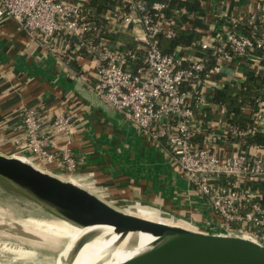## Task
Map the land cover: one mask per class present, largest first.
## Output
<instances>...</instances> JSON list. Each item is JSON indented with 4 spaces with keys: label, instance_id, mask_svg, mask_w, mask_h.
Returning a JSON list of instances; mask_svg holds the SVG:
<instances>
[{
    "label": "built area",
    "instance_id": "1",
    "mask_svg": "<svg viewBox=\"0 0 264 264\" xmlns=\"http://www.w3.org/2000/svg\"><path fill=\"white\" fill-rule=\"evenodd\" d=\"M167 8L168 0H108L103 17L109 24L115 21L128 30H140L134 36L136 47L127 50L106 38H101L95 48L89 46L84 34L96 27L85 19L79 0H0V21L13 18L19 28L50 50L53 41L63 37L95 54L99 63L92 91L148 140L164 147L170 164L190 190L208 203L217 218L218 231L234 232L264 245V203L259 199L260 189L254 186L264 180V147L243 140L253 127L240 132L230 126L225 115L211 130L198 114L211 103L203 88L213 75L222 73L225 59L243 57L256 49L264 54V6L243 19L234 18L230 28H217L187 46L164 53L157 37H174L177 28L187 26L182 15L194 19L198 14L179 8L167 16ZM240 23L250 29V34L237 28ZM96 33L100 34V29ZM198 48L204 56L179 53L181 49ZM208 57L213 59L209 67ZM259 101L258 96L252 125L264 118ZM21 121L25 136L19 137L16 145L34 157L22 156L24 159L42 168L57 163L67 174L76 170V158L69 149L59 154L47 150L50 136L41 130L42 114L38 110L24 109ZM68 121V116L61 114L52 123L57 130H64ZM199 135L202 139L197 140ZM219 139L237 140V150H218L215 143ZM240 143L249 147L238 149Z\"/></svg>",
    "mask_w": 264,
    "mask_h": 264
},
{
    "label": "crops",
    "instance_id": "2",
    "mask_svg": "<svg viewBox=\"0 0 264 264\" xmlns=\"http://www.w3.org/2000/svg\"><path fill=\"white\" fill-rule=\"evenodd\" d=\"M79 1L84 10L89 0ZM198 1L200 10L193 19V28L201 38L217 28H230L234 18L243 19L264 6V0ZM104 15L100 16L101 28L108 36L94 33L93 42L88 40L89 46L95 48L101 38H106L120 49L135 48L134 36L140 34L139 28L128 30L115 21L109 24ZM241 26L244 25L240 23L237 28L241 30ZM52 44L51 50L43 46L38 38H31L19 28L13 18L0 21V153L34 158L29 150L19 151L16 145V140L25 136L22 112L34 108L42 114V132L50 136L47 150L59 154L67 148L77 162L72 174L64 173L57 163L48 164L45 170L78 183L127 212L166 223L170 222L162 218L172 214L180 220L176 224L186 226L182 223L190 222L202 226L210 221L213 228L217 227V218L204 199L184 183L164 147L148 140L131 122L106 108L92 91L97 56L69 38H58ZM58 53L62 55L59 57ZM179 53L205 54L199 48L181 49ZM222 63V73L213 75L203 88L211 103L198 113L211 130L226 115L224 107L212 103L217 89L225 84L238 86L244 80L246 68L264 78V54L260 50H252L243 57L232 56ZM259 98L264 116V85ZM61 114L68 116L69 121L64 130H57L52 122ZM252 127V133H264V118ZM235 141L219 139L215 146L218 150L234 151ZM248 147L240 143L238 149ZM254 186L260 189L259 199L264 203V180Z\"/></svg>",
    "mask_w": 264,
    "mask_h": 264
},
{
    "label": "water",
    "instance_id": "3",
    "mask_svg": "<svg viewBox=\"0 0 264 264\" xmlns=\"http://www.w3.org/2000/svg\"><path fill=\"white\" fill-rule=\"evenodd\" d=\"M104 106L115 112L106 104ZM182 180L189 187L187 181ZM0 181L30 203L73 225L112 227L119 234L118 242L137 233L153 237L143 248L116 264H264V245L250 238L218 231L210 221L202 226L181 222L184 226L176 224L180 220L172 214L165 217L170 221L166 223L129 213L119 209L113 201L21 156L0 153ZM17 220L0 221V228L23 240L43 241L25 231ZM95 234V230L81 234L72 244L64 263L71 262L75 253ZM130 239L131 245L135 243L134 237Z\"/></svg>",
    "mask_w": 264,
    "mask_h": 264
},
{
    "label": "trees",
    "instance_id": "4",
    "mask_svg": "<svg viewBox=\"0 0 264 264\" xmlns=\"http://www.w3.org/2000/svg\"><path fill=\"white\" fill-rule=\"evenodd\" d=\"M154 1V0H149ZM163 1V0H159ZM184 8L188 12H197L200 10L198 0H168L166 15L172 16L176 9ZM108 9V0H89L83 13L87 21L95 23L96 29H100V34L108 36L102 27L103 19L100 17ZM181 20L187 25L183 28H177L176 35L172 38H165L162 35L157 37V42L164 53H172L177 46H187L200 38V34L193 28V19L186 15L181 16ZM190 24L192 26H190ZM96 29H91L84 34V39L92 40V35ZM240 29L250 34V29L244 25ZM127 50V49H123ZM208 67L213 64V59L208 57ZM244 80L238 85L225 84L217 89L212 97V101L221 104L225 108L226 119L230 126L240 132H247L252 127V110L256 106L261 88L264 85V78L260 77L253 69L246 68L243 72ZM249 109V112H245ZM246 144H258L264 147V133L253 132L243 136Z\"/></svg>",
    "mask_w": 264,
    "mask_h": 264
},
{
    "label": "bare ground",
    "instance_id": "5",
    "mask_svg": "<svg viewBox=\"0 0 264 264\" xmlns=\"http://www.w3.org/2000/svg\"><path fill=\"white\" fill-rule=\"evenodd\" d=\"M141 217L154 220L144 216ZM17 221L19 224H21V226L25 231L40 237L41 240L44 241V242L38 241V240H34V238L33 239L30 238L29 241L33 245H44L49 243L55 246L56 243H63V246L56 259L55 262L56 264H116L133 255L135 252L143 248L147 243H149L153 239L151 235L144 233H137L132 235V237L135 238V243L131 245L130 238L132 237L128 236L127 239L124 238L123 240L118 242L117 240L119 238V234L115 233L112 227L110 226H91V227L82 228L73 225L63 219H59V221H55V222L53 221L50 222V221H46V219L43 220V219H38L36 217L35 218L27 217V218L19 219ZM88 230L96 231L94 237L81 246V248L77 251V253H75L71 262L64 263V259L65 257H67L68 252L70 251V248L74 243V241L81 234H83ZM3 244L1 245V247L3 246L1 249L4 250L10 249V246L7 247L6 245ZM13 252L17 255L16 257L19 259L31 254V251L24 248H16V249L14 248Z\"/></svg>",
    "mask_w": 264,
    "mask_h": 264
},
{
    "label": "rangeland",
    "instance_id": "6",
    "mask_svg": "<svg viewBox=\"0 0 264 264\" xmlns=\"http://www.w3.org/2000/svg\"><path fill=\"white\" fill-rule=\"evenodd\" d=\"M119 209L127 211L123 208ZM148 210H150V208ZM47 213L49 212L22 198L12 188L7 186L4 182L0 181V221L7 223V221H9L10 219H23L27 217H36L43 220L46 219V221L50 222L59 221V218L51 213ZM162 219L166 220L165 218ZM2 244L6 245L7 247L10 246V249H1L3 247H1ZM62 246L63 243H56L55 246L49 243L44 245H33L30 243V241L23 240L12 232L0 228V264H56L55 262ZM14 248L27 249L31 251V254H29L30 256L28 255L19 259L13 252Z\"/></svg>",
    "mask_w": 264,
    "mask_h": 264
}]
</instances>
